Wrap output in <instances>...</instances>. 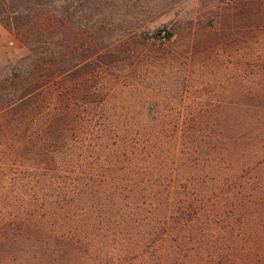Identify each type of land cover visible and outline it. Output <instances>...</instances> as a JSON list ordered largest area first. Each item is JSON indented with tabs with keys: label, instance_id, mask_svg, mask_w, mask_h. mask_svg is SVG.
Masks as SVG:
<instances>
[{
	"label": "rangeland",
	"instance_id": "1",
	"mask_svg": "<svg viewBox=\"0 0 264 264\" xmlns=\"http://www.w3.org/2000/svg\"><path fill=\"white\" fill-rule=\"evenodd\" d=\"M57 108L67 147L97 124L123 144L161 135L170 168L155 162L146 177L164 181L169 207L152 209L168 212L189 179V200L205 206L186 210L221 249L208 264H264V0H0V264H160L113 255L133 247V214L151 209L132 198L122 222L97 229L104 243L80 244L85 255L52 244L48 209L31 201L48 193L51 141L37 132Z\"/></svg>",
	"mask_w": 264,
	"mask_h": 264
},
{
	"label": "trees",
	"instance_id": "2",
	"mask_svg": "<svg viewBox=\"0 0 264 264\" xmlns=\"http://www.w3.org/2000/svg\"><path fill=\"white\" fill-rule=\"evenodd\" d=\"M171 36L172 33L168 32L167 37ZM27 102L26 97L22 96L8 106L15 110L17 105ZM37 103L41 105L40 102ZM44 122L45 125L37 134L38 138L44 137L51 141L50 146L42 143L41 148L46 156V173H49L46 183L48 193L42 197L36 195L31 206L33 209H48L45 218L53 226L50 239L55 243L52 244H63L68 258L72 254L85 255L87 249L82 250L80 244L91 236L95 237L96 243L101 242L99 237L102 235L98 234L97 229L111 221L122 222L125 216L115 213L116 209H122L126 198L127 202L132 198L137 208L146 206L151 209H146L147 215L142 218V213L133 214L137 222L136 227H132V233H129L133 247L128 250L123 246L118 254L113 251V255L124 257L125 261L129 255L151 254L154 261L160 264H167L165 258L168 264H208L209 261L216 260L212 256L218 255L220 251L215 250L221 249L206 246L204 217H199L197 211L190 215L191 211L186 210L190 206L197 209L198 206L201 209L205 206L204 203L194 205L189 200L191 180L181 183L178 200L175 198L174 205H170L168 212L158 215L152 209L157 206V200L160 207H169V203L164 202L165 192L161 188L164 181L156 185L155 180L146 177L149 171L154 172L155 162L161 171L166 172L170 168L168 161L172 162L174 152L161 153V149H158L163 142L161 135L133 133L127 136L126 144H123L118 133L114 132L116 137H111L102 132L104 129H97L101 126L97 124L92 129L97 132H84L79 139L74 138V145L67 147L64 144H70L69 140H73L70 136L67 138L71 129L67 116L57 108ZM262 132L264 133V129ZM257 134L254 131L253 137L256 138ZM141 137L145 140L143 146ZM261 139L264 140V134L259 132L258 141ZM82 150L84 152L80 154ZM77 153V160H74ZM120 169L123 170L122 179L118 175ZM35 174L39 182L41 176L38 171ZM241 208L246 207L241 204ZM136 245L141 246L140 251ZM195 257L200 258V262H195Z\"/></svg>",
	"mask_w": 264,
	"mask_h": 264
},
{
	"label": "built area",
	"instance_id": "3",
	"mask_svg": "<svg viewBox=\"0 0 264 264\" xmlns=\"http://www.w3.org/2000/svg\"><path fill=\"white\" fill-rule=\"evenodd\" d=\"M168 39L167 34L165 32L162 33V40L166 41Z\"/></svg>",
	"mask_w": 264,
	"mask_h": 264
}]
</instances>
